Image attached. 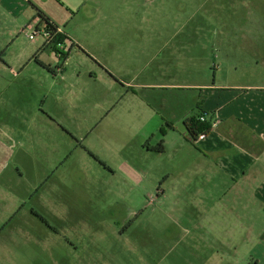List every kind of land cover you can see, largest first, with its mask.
<instances>
[{"label": "rangeland", "instance_id": "374dc122", "mask_svg": "<svg viewBox=\"0 0 264 264\" xmlns=\"http://www.w3.org/2000/svg\"><path fill=\"white\" fill-rule=\"evenodd\" d=\"M243 4L0 0V264H264V213L246 215L237 205L229 214L219 202L223 187L203 189L207 201L196 203L178 162L197 87L230 80L222 32L229 21L248 20ZM40 11L86 52L75 45L67 64L51 48L38 57L46 39L32 41L26 30ZM153 18L161 24H148ZM161 25L176 38L170 53L153 59L148 38ZM238 63L241 74L246 61ZM50 67L74 76L56 78ZM144 83L180 89L136 95L134 84ZM73 86L89 91V104L76 97L79 117L68 113L74 98L63 95ZM102 93L103 103L113 102L103 121ZM162 116L178 120L172 148L149 153L144 134L169 132Z\"/></svg>", "mask_w": 264, "mask_h": 264}, {"label": "crops", "instance_id": "0c3cea01", "mask_svg": "<svg viewBox=\"0 0 264 264\" xmlns=\"http://www.w3.org/2000/svg\"><path fill=\"white\" fill-rule=\"evenodd\" d=\"M181 1L183 4V0ZM243 2L248 20L238 21L234 19L229 21V30L227 33L222 32L227 36L228 59L230 61L228 84L214 83L197 87L200 92L198 100L190 105L184 118H182L186 121L201 111L216 113L219 117L218 125L210 131L205 140L196 142L190 135L185 123L186 133L182 134V140H185L187 149L178 162L182 164L179 167L182 170L183 185L188 183L187 187L195 188L196 203H206V193L203 189L223 187L226 190L223 194L218 193L219 202L223 199L228 205L223 206L222 209L233 214L238 211L237 205H244V213L250 215L259 211L264 213V0H243ZM200 9L201 5L198 10ZM234 11L237 12L236 9ZM257 17L259 19L256 20ZM35 19L40 22V18ZM53 22L60 27L55 21ZM137 22L140 25L144 24V22ZM157 23L161 24L156 18L148 22L152 26H157ZM187 23L185 24L187 25ZM165 26L154 27V29H159V32L149 35V44L154 46V51L152 50L148 54L150 58H161L163 54L170 53V49H172L171 45L176 37L175 34L170 35L166 32ZM60 28L68 36L66 41V45L69 46L70 44V48L67 50L68 57L74 52L75 45L86 52L81 42L65 29ZM220 34L219 32L218 36ZM144 40L139 37L136 42L140 44ZM219 43H221V39ZM50 48L53 49L52 47H42L38 57L42 54L43 49ZM53 50L57 52V47ZM177 51L181 52L182 49L177 48ZM140 54L139 52L136 56L140 57ZM243 60L246 61V64L242 73L239 74L240 64L238 61ZM100 63L101 68H107L105 62ZM50 70L56 78L60 77L61 79L67 75L74 76L75 71H69L67 68L60 69L59 67L57 69L50 67ZM242 76H246L245 79ZM91 77L93 78V75ZM126 85L133 86L131 82H125L124 87ZM177 86L167 83L157 85L134 84V87L139 90L136 95H139L142 90L180 89ZM88 92L85 88L76 90L74 86L69 87L64 92L63 95H67L69 99L74 98L69 101L70 111L68 113L71 116L79 117L82 114V108L74 106L75 101L79 98L80 101L89 104L86 102ZM96 97L97 106L100 104L104 109L101 117V121H103L109 116L108 111L113 102L103 103V98L107 99V96L103 97V93ZM149 101L145 100L142 105L154 110L155 116L159 111L155 104ZM166 104L167 102L164 103V106ZM84 112L86 113V111ZM159 114L161 113L159 112ZM162 120L168 123L169 132L157 137L154 129L150 128L144 134V141H147L143 144L144 149L149 153L154 151L152 149L155 147L154 141L165 145V151L159 152L162 155L167 154L172 148V139L175 138L174 134L177 132L176 121L178 120H173L172 116L170 118L162 116L160 121ZM189 170L192 171L190 175L184 174Z\"/></svg>", "mask_w": 264, "mask_h": 264}, {"label": "trees", "instance_id": "16d2710c", "mask_svg": "<svg viewBox=\"0 0 264 264\" xmlns=\"http://www.w3.org/2000/svg\"><path fill=\"white\" fill-rule=\"evenodd\" d=\"M39 16L41 17L40 24L44 25L47 29H50V31H52L51 37L45 43L44 47L45 48L52 47L53 49H55L57 45L60 43H64L66 45L68 36L65 33L57 32L58 26H56V24L46 14L40 11ZM202 114H209V113L205 111H201L199 114L194 115L185 121L188 131L193 139L197 138V136L200 133L211 129V125L209 122H202L199 119L200 115ZM153 150L157 152H164L165 145L163 143H160L158 146L153 147Z\"/></svg>", "mask_w": 264, "mask_h": 264}, {"label": "built area", "instance_id": "2783aa9c", "mask_svg": "<svg viewBox=\"0 0 264 264\" xmlns=\"http://www.w3.org/2000/svg\"><path fill=\"white\" fill-rule=\"evenodd\" d=\"M32 28H34V30H31V32H29V29H32ZM51 32L52 31H50V29H47L44 25H41L39 21H36L35 23L28 25V30H26V35L31 40H35L38 36L42 35L45 37L46 42H47L51 37ZM57 32L63 33V31L60 27H58ZM65 49H66V46L64 43H60L57 45L58 56L63 59V62H65V64H67L69 57H68ZM60 69H62V67H60ZM218 118H219L218 114H216V113H209V114L200 115L199 119L202 122H209L211 125V129L208 131H204V132L200 133L197 136V138H195L194 140L196 142L205 140L208 137V134L210 133V131L218 125V122H219Z\"/></svg>", "mask_w": 264, "mask_h": 264}, {"label": "flooded vegetation", "instance_id": "af4514ba", "mask_svg": "<svg viewBox=\"0 0 264 264\" xmlns=\"http://www.w3.org/2000/svg\"><path fill=\"white\" fill-rule=\"evenodd\" d=\"M65 46H66V45H65ZM65 51H66V53L68 52V51H67V48L65 49Z\"/></svg>", "mask_w": 264, "mask_h": 264}]
</instances>
